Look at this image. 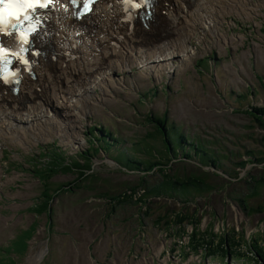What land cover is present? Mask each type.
<instances>
[{"label":"rangeland","instance_id":"obj_1","mask_svg":"<svg viewBox=\"0 0 264 264\" xmlns=\"http://www.w3.org/2000/svg\"><path fill=\"white\" fill-rule=\"evenodd\" d=\"M240 18L241 16L237 17L232 29L221 24V32H225L223 35L229 37L230 42L227 38L226 40L219 38L213 46L207 44L198 48L200 55L214 54L222 63L215 60L211 64L209 56L202 57L194 65L192 74L194 61L188 71L191 74L190 78L189 76L186 78V73L180 71L176 81L170 83V92H159L151 101L141 97L146 90L157 85L153 78L148 82L140 81L139 85L119 87L116 90L117 94L112 93L111 97L106 96L99 104L94 105L93 110L99 116L103 117L104 111H108L107 115L110 118L107 119L106 130L109 132L112 127L113 131L119 132L121 140H128L124 145L131 143L126 148L131 157L151 160V156L146 151L161 148L160 139H151L150 144L154 146L151 147L145 142V137L155 132V126L148 120L149 114L162 117L165 112L168 113L169 127L173 125L177 127L172 131L173 135L180 133L187 135L194 145L192 150L195 153L207 149L205 140L209 141L208 147L218 151L229 169L235 167L237 170L235 164L247 159L245 156L243 158L237 156L228 160L227 156L230 157L232 152L242 156L247 150L264 151L262 140L264 132L253 118L244 112L251 107H264V89L261 87L264 84V12L260 14L262 20H256L253 27H249L248 23ZM241 23H243L242 29L239 26ZM194 38L201 42V36L197 35ZM222 56L231 57L233 61L221 58ZM212 69L217 70V73L214 72V77L216 76L217 79L219 77L218 83L214 82L209 74ZM141 74L142 72L139 71L138 75ZM73 80L77 85H81V79L73 78ZM180 81L183 82L178 85ZM100 88H105L104 82L100 83L99 89L94 92L90 89L86 91L91 93L92 97L93 93L100 94ZM45 89L48 92L47 86ZM120 116L123 122L116 120V118L121 120ZM85 123L83 121L81 125L84 127ZM53 131L62 133L57 128ZM87 137L91 150L100 154L95 160L94 167L101 172L103 178H109L112 183H119L122 186H127L135 180L134 174L124 175L116 170L117 166L112 157L118 153L117 149L111 146L110 153H102L101 146L107 150L110 144L97 134L95 127ZM70 141L72 143L69 144ZM82 141L83 139L78 142ZM61 144L68 148L71 154L77 151L73 147V140L66 139ZM35 145L36 143L32 142L29 136L23 147L14 148L16 152V155H13L14 161L6 153V159H9L4 162L0 152V247L7 246L16 235L28 228L30 235V238L23 243L21 239L25 240V237L22 235L12 244L15 254L11 249L4 250L12 253L11 259H6L5 257L9 255L5 256V253L0 251V264H32L29 263L30 260L37 255L43 256L35 264H199L200 261L203 264H222L215 258L214 261H206L203 257L201 260V256L187 259L191 253L177 246L179 241L176 240L178 238L176 234L165 236L161 227L152 225V219L148 220L149 236L141 242L136 237L139 230V222L134 217L138 211L137 206L130 205L131 207L127 208L122 204L118 208L122 210L117 216L108 217L105 214L112 207L91 199L90 193L85 191L70 192L54 201L52 209L55 228L52 230V240L48 244L47 213L40 215L34 209L43 188L33 168L28 165L32 156L39 155ZM46 147L51 150L40 142L39 148L45 150ZM185 148L186 145L175 146V149L181 151ZM118 149L124 153L125 148ZM198 154L201 157L202 154ZM8 163L21 164L22 168L11 169ZM257 172L256 169L251 168V173L257 175ZM75 178L74 173L60 174L53 178V187L68 183ZM169 205L176 211L183 210L176 201H172ZM214 206L217 208L220 206L217 200ZM188 210L192 211L191 208ZM218 212V216L215 217L210 213L203 216L200 226L198 225L199 229L209 232V228H212L216 235L225 230L235 229L246 240L252 234L264 231L263 215L246 217L240 210L229 206L226 209L218 208ZM185 229L186 234L191 233L193 226L186 225ZM25 235L27 236V233ZM24 243L28 245L26 250L23 248ZM242 249L247 250L246 247ZM225 264H228L226 260ZM232 264H243V262L233 259Z\"/></svg>","mask_w":264,"mask_h":264},{"label":"trees","instance_id":"obj_2","mask_svg":"<svg viewBox=\"0 0 264 264\" xmlns=\"http://www.w3.org/2000/svg\"><path fill=\"white\" fill-rule=\"evenodd\" d=\"M244 112L252 117L264 132V107H251ZM149 122L154 123L155 132L147 141L151 139L161 141L159 150L149 151L151 160L133 158L126 149L124 153L120 152L118 148L124 147V143L111 131L100 130L106 137L104 141L110 144V148H107L108 153L112 148L118 150L116 156L112 157L118 173L135 176V180L127 186L114 184L109 178L102 177L101 172L94 167L95 160L100 155L97 151L87 149L79 155L80 160L71 159L69 162L56 152L46 153L44 162L35 166L34 173L44 188L36 208L40 207L38 210L40 215L47 213L48 239L51 240L55 226L52 210L55 199L70 192L85 191L93 193L95 198L106 201V205L112 207L106 214L108 217L117 216L118 208L122 204L129 207L137 206L142 226H147L146 220L151 218V222L161 227L169 236L175 233L179 241L185 240V249L189 252L202 250L209 257H225L230 252L232 257L236 255L243 257L241 251H247L258 258L261 257L264 262V231H258L246 240L235 229L225 230L216 235L212 228H209V232L208 230L204 232L198 227L203 216L208 213L213 217L218 216V208L226 209L227 206L240 210L246 217L263 215L264 220V151L247 150L242 156L232 152L230 157L227 156L228 160L237 156L241 158L245 156L247 159L235 164L237 170L235 167L229 169L216 150L202 149L195 153L192 150L193 143L184 134H171L175 131V126L168 129V113L163 117L152 114ZM262 140L264 141V138ZM184 143L187 148L182 152L175 149L176 145L184 146ZM101 148L103 149V146ZM198 153L202 154L201 157ZM205 167L215 168L216 171L211 169L207 171ZM251 168L258 171L257 175L251 173ZM69 173L76 174V178L56 188L51 187L54 177ZM216 200L220 204L218 208L214 206ZM172 201H176L183 210L176 211L175 208H171L169 203ZM190 208L192 211L188 210ZM186 225L193 226L191 233L186 234ZM243 247L247 250H243ZM23 248L25 250L27 244L23 245Z\"/></svg>","mask_w":264,"mask_h":264},{"label":"bare ground","instance_id":"obj_3","mask_svg":"<svg viewBox=\"0 0 264 264\" xmlns=\"http://www.w3.org/2000/svg\"><path fill=\"white\" fill-rule=\"evenodd\" d=\"M241 1L243 0H239ZM65 0H59L50 10L47 30L42 37L37 40L38 44H43L49 39L51 50L64 56H76L80 59L70 61L67 64H61L63 69H68L62 74L60 87L64 88L67 95L59 100L57 97L41 103L32 102L28 105V113L23 116L26 105L20 112H15L9 120L12 126H18L13 133V140H25L28 136H40L46 140L43 135L53 132V129H59L64 134L74 132V121L80 120L86 114L87 108L96 96H90L98 88L100 83L108 81L109 78L102 77L99 80V70L102 67H108L107 62H97L91 60L92 55H96L98 48L107 45L108 41L120 39L117 31L124 32L126 27V15L120 0H106L99 2L94 11L81 21L73 18L71 12L66 11ZM237 5L235 0H157L153 7V16L150 20H164L167 16L172 21L173 35L169 41L154 45L153 36L145 34L140 42L131 40L130 45L126 46L128 55L141 59H146L151 53L161 56L169 51L170 58L165 61L153 59L154 65L150 66V71L156 68H164L165 63L172 59L184 60L190 57L193 48L190 46L192 37L205 30L217 31L220 15L226 7ZM217 10V11H215ZM228 14V13H227ZM226 14V15H227ZM164 15V16H163ZM215 21H204V20ZM151 29V26H150ZM142 30H146L143 28ZM129 33L130 31L127 30ZM84 32V33H83ZM53 33V35L51 34ZM138 34V32H136ZM83 34V35H82ZM50 36H52L50 38ZM78 36H80L78 39ZM227 38V37H226ZM229 39V38H227ZM202 39H200L201 41ZM8 43L13 42V37L7 38ZM230 42V40H229ZM134 49H137L134 51ZM115 51V50H114ZM142 67V62H140ZM115 69V68H114ZM143 71V69H141ZM73 78L81 79V85L74 83ZM53 83V82H50ZM47 90V89H46ZM3 91L0 88V105L5 100ZM95 100V99H94ZM5 113L0 109V121L3 120ZM0 128L2 125L0 124ZM78 124L76 125V129ZM6 129H1L0 133L4 135ZM70 144V143H69ZM41 255H37L29 263L35 264L39 261Z\"/></svg>","mask_w":264,"mask_h":264},{"label":"clouds","instance_id":"obj_4","mask_svg":"<svg viewBox=\"0 0 264 264\" xmlns=\"http://www.w3.org/2000/svg\"><path fill=\"white\" fill-rule=\"evenodd\" d=\"M53 2L54 0H0V34L11 37L15 31L17 38L22 40L23 44H28L29 36L37 32L40 24L39 18L33 20L32 16L28 14V10L35 11L37 7L46 8ZM95 2L96 0H86L85 11H89L91 4ZM144 3L150 4L151 0H144ZM123 4L136 8L142 6L133 4L132 0H123ZM24 22H27L26 26ZM27 51L25 47H21L19 51H10L0 44V82H3L4 85H16L13 88L14 93L19 92L23 75H21L20 67L12 68V58L18 59L23 66V72L30 74L33 64L27 59ZM33 55H39V53L34 52Z\"/></svg>","mask_w":264,"mask_h":264}]
</instances>
